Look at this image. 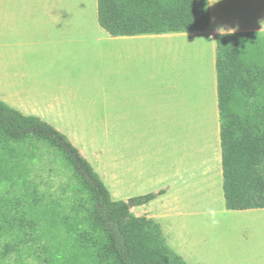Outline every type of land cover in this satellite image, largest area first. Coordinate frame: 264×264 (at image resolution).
Returning a JSON list of instances; mask_svg holds the SVG:
<instances>
[{"label":"trees","instance_id":"obj_1","mask_svg":"<svg viewBox=\"0 0 264 264\" xmlns=\"http://www.w3.org/2000/svg\"><path fill=\"white\" fill-rule=\"evenodd\" d=\"M97 1L98 22L114 37L211 24L209 0ZM216 72L225 207L264 209V33L218 36ZM44 155L69 174L59 197L31 178ZM164 193L129 202L145 205ZM129 202L112 199L65 135L0 101V261L27 254L38 264H189L162 224L136 216Z\"/></svg>","mask_w":264,"mask_h":264},{"label":"crops","instance_id":"obj_2","mask_svg":"<svg viewBox=\"0 0 264 264\" xmlns=\"http://www.w3.org/2000/svg\"><path fill=\"white\" fill-rule=\"evenodd\" d=\"M240 1L235 2L234 6L242 3ZM252 1L264 8V0ZM209 2L211 24L205 31L114 37L104 29L102 32H84V26L76 22L68 24L67 19L70 17L66 18L65 6L62 15V2L58 0H23L14 4L12 0H0V3L9 7L13 15L11 18H4L0 25V101L25 116L40 118L67 138L68 132L61 129L55 121L74 116L77 120H106L107 135L145 134L155 137L160 132L156 120L170 121L173 110L186 113L193 109L195 103L186 104L189 102L186 96L179 102L177 92L174 99L169 84L164 90L162 52L142 50L152 43L195 37L203 38L211 44L214 94L212 93L211 101L207 99V103H210L212 109L219 111L216 40L224 33L221 30V34L217 29L223 26L226 30L234 29L229 33H264V23L242 27L230 25L222 17L224 9L221 8V0ZM16 18H19L17 24ZM261 20L264 22V16ZM144 120L149 121L146 128L145 124H140ZM69 141L72 143L70 139ZM75 147L98 173L115 201L164 190L163 195L141 205L145 210L135 208L137 215L146 214L149 218L167 224L168 233L172 237L171 245L189 264H212L191 251L182 238V228L171 202L173 185L169 181L166 186H162L156 168L155 152L148 154L145 171H139L145 183L139 194L122 197L117 193L116 187L119 178L113 172H101L97 168L100 150L95 151L93 156L95 167L86 158V154ZM113 167H118V164ZM124 167L127 168L124 173H131V166L125 163ZM134 173L136 174V170ZM258 211L264 209L234 212L253 216Z\"/></svg>","mask_w":264,"mask_h":264},{"label":"rangeland","instance_id":"obj_3","mask_svg":"<svg viewBox=\"0 0 264 264\" xmlns=\"http://www.w3.org/2000/svg\"><path fill=\"white\" fill-rule=\"evenodd\" d=\"M16 1L23 0H12V3ZM58 1L62 2V15L65 6L66 18L70 17L68 24L76 22L84 26V32L104 31L98 22L97 0ZM239 1L221 0V8L224 9L222 17L228 24L242 27L264 23L261 20L264 8L252 0H241L242 3L234 6ZM3 5L0 3V25L4 18L13 16L9 7ZM18 20L15 19L16 24ZM210 46L203 38L186 37L152 43L142 50L161 51L164 90L169 84L174 99L177 92L179 102L186 96L189 101L186 104L195 103L193 109L186 113L173 110L170 121L156 120L160 132L155 137L145 134L107 135L106 120H77L74 116L55 122L68 132V138L95 167L93 156L95 151L100 150L97 168L101 172H113L119 178L116 187L122 197L139 194L145 185L139 171H145L148 154L155 152L162 186L169 181L173 185L171 202L188 248L212 264H264V211L245 216L225 207L219 111L207 103V99L211 101L214 94V64ZM148 123V120L140 122L145 124V128ZM78 129L79 133H76ZM94 132L97 134L94 135ZM50 162V156L44 155L40 162L30 166V175L41 184L42 189H48L53 197H59L63 193V185L69 180V174L61 166ZM125 163L132 167L131 173H124L127 169ZM114 164H118V167L114 168ZM135 208L145 210L142 206L134 205L131 210L136 215ZM161 224L171 245L169 227ZM0 264L38 263L34 257L24 254L22 258L12 255L8 260L0 261Z\"/></svg>","mask_w":264,"mask_h":264},{"label":"clouds","instance_id":"obj_4","mask_svg":"<svg viewBox=\"0 0 264 264\" xmlns=\"http://www.w3.org/2000/svg\"><path fill=\"white\" fill-rule=\"evenodd\" d=\"M221 30H223V33H224V34H227V33H229V32L234 31V29H227V30H226L223 26L217 29V31L220 32V33L222 34Z\"/></svg>","mask_w":264,"mask_h":264},{"label":"water","instance_id":"obj_5","mask_svg":"<svg viewBox=\"0 0 264 264\" xmlns=\"http://www.w3.org/2000/svg\"><path fill=\"white\" fill-rule=\"evenodd\" d=\"M128 205L132 209V207L134 206V202L131 201V202L128 203Z\"/></svg>","mask_w":264,"mask_h":264}]
</instances>
